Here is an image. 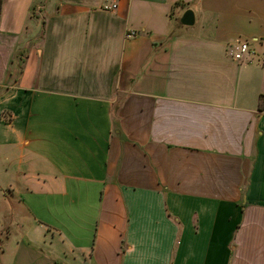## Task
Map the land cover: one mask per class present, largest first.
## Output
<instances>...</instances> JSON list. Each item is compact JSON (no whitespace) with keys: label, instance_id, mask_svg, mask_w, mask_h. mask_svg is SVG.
I'll return each instance as SVG.
<instances>
[{"label":"crops","instance_id":"obj_1","mask_svg":"<svg viewBox=\"0 0 264 264\" xmlns=\"http://www.w3.org/2000/svg\"><path fill=\"white\" fill-rule=\"evenodd\" d=\"M102 3L0 0V264H264V0Z\"/></svg>","mask_w":264,"mask_h":264},{"label":"built area","instance_id":"obj_2","mask_svg":"<svg viewBox=\"0 0 264 264\" xmlns=\"http://www.w3.org/2000/svg\"><path fill=\"white\" fill-rule=\"evenodd\" d=\"M118 0H103L101 5L102 9L104 10H114L117 7ZM135 31H128L125 33L126 37L135 35ZM254 51L248 46L247 43L241 42L237 44L234 50L231 52V58L237 61L243 60L245 57L252 56Z\"/></svg>","mask_w":264,"mask_h":264},{"label":"water","instance_id":"obj_3","mask_svg":"<svg viewBox=\"0 0 264 264\" xmlns=\"http://www.w3.org/2000/svg\"><path fill=\"white\" fill-rule=\"evenodd\" d=\"M179 22L182 25L189 26L193 24V13L191 10L187 9L181 15Z\"/></svg>","mask_w":264,"mask_h":264}]
</instances>
